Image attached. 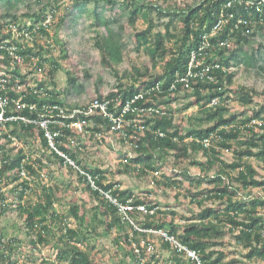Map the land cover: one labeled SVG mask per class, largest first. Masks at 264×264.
Instances as JSON below:
<instances>
[{
  "label": "trees",
  "instance_id": "1",
  "mask_svg": "<svg viewBox=\"0 0 264 264\" xmlns=\"http://www.w3.org/2000/svg\"><path fill=\"white\" fill-rule=\"evenodd\" d=\"M229 1L194 0L182 6L167 4L169 0H0V77L4 70L2 76L7 79L0 83V96L10 102L6 117H16L0 122V264L17 263L25 242L13 233L5 218L8 212H17L24 220L31 244L25 252L30 257L33 253L45 254L44 249L49 247L58 248L55 256H44L47 264H101L104 247L97 243L114 229L119 231L111 239L113 247H106L112 264H198L161 232L195 251L202 264H233V259H225L227 242L254 264H264V196L253 193L260 189L264 194V175L260 173L264 168V103L252 105L255 97H264V90L233 87L239 74L235 65L264 72V42L254 43L264 36V14L257 3L234 0L228 7ZM73 9L81 16H91L90 27L95 28L94 44L101 62L114 71L118 81L108 94L97 89L96 95L82 104L70 101L71 93L81 86L76 85L79 65L72 58L69 43L58 37ZM124 12L128 14L126 22ZM221 12L232 13L233 17L211 40L216 44L230 40V44L215 45L214 55L208 50L205 64L199 68L219 64L210 70L214 79L188 76L192 50L201 45L204 33L211 31ZM154 14L159 21L169 17L164 31ZM140 18L147 27L138 30ZM239 19L248 23H239ZM129 28L135 31L137 52L143 48L155 70L160 71L152 74L148 65L141 67L135 61L121 70L127 40L124 33ZM173 40L175 44L170 46ZM4 41L5 48L1 47ZM9 46L23 57L22 63L14 61ZM58 47L65 65L53 55ZM62 69L67 78L60 87ZM89 71L82 70L86 76L91 75ZM185 76L189 86L182 80ZM33 78L35 85L31 84ZM214 98L220 103L211 105ZM104 99L112 102V110L117 102L122 108L131 103L126 121L115 132L111 131V119L93 106L95 100ZM233 100L249 111H232ZM18 101L36 103L37 109L18 106ZM193 106L198 110L190 112L187 121L186 110ZM64 107L78 110L74 119L86 121L85 132L63 124L70 121L61 111ZM43 108H54L49 128L54 134L58 132L54 135L56 149L45 129L19 117L38 120ZM91 108L93 112H89ZM138 108L146 110L138 112ZM114 111L119 114L121 110ZM134 122L144 125L145 130ZM207 138H211L210 145L204 143ZM109 140L114 148L122 143L123 159L114 166L143 182L139 193L123 188L113 177L114 172L105 181L109 174L99 164L103 162L100 153L89 159V141L97 146L96 152H101L107 150L105 143ZM37 141L44 150L41 156L32 154L37 151ZM231 152L232 159L224 157ZM53 162L59 163L60 171L63 166L67 168L63 173L76 175L77 185L44 183V172ZM79 188L87 193L80 203L76 194ZM170 190L178 199L189 198L198 210L180 215L169 201L162 203L161 192ZM106 192L131 206L127 218ZM30 193L37 198L26 204L23 197ZM212 198L218 203L208 204ZM63 201L68 212L57 207V202L61 205ZM179 216L184 218L183 223L176 221ZM162 250L169 255L163 254V261Z\"/></svg>",
  "mask_w": 264,
  "mask_h": 264
},
{
  "label": "rangeland",
  "instance_id": "2",
  "mask_svg": "<svg viewBox=\"0 0 264 264\" xmlns=\"http://www.w3.org/2000/svg\"><path fill=\"white\" fill-rule=\"evenodd\" d=\"M191 1H194V0H169L167 4L176 3L178 5L184 6L186 3H190ZM76 13H77L76 9H73L72 11H70L71 18L69 19L67 24H65L61 28V31L58 37L69 43L72 58L74 59V62L78 63L79 65V70L81 72L78 78L79 80L76 82V85H81V86L77 87L76 91L71 93L70 101L72 100V101H76L82 104L84 102L90 101L91 98L96 95L97 89L102 91L104 94H108L115 88V86L117 85L116 83L118 81H117V76L114 74V71L111 68L103 65L101 62L100 51L98 48H96L94 44L95 42L94 37L96 33L95 28L90 27L91 25L90 20L92 19L91 16L90 15L88 16V13H86L83 16H81L79 13L77 14ZM123 14L125 16L124 17L125 20L124 19L123 20L126 22L128 14L127 12H124ZM154 17L156 21L159 24H161L160 29L164 31L165 22L169 20V17L163 18L160 21L157 20V17L155 14H154ZM75 18H77V21ZM136 25H137L136 28L138 30H141L147 27L146 26L147 24L143 18H140L137 21ZM115 28L117 29V26H115ZM134 34H135V31L133 28L127 29V32L124 33V36L125 38H127V40H126V45L124 47L125 61L123 62L121 70L124 68H129L131 61H135L137 65L141 67L148 65V68L150 69V72L152 74H155L157 71H160L161 70L160 68L158 70H155L151 62L152 59L147 53H145L143 48H141L140 52H137V50L135 49L136 39L134 38ZM259 42H264V36L258 37V39H255L254 41L255 44ZM174 44H175L174 40L169 41L170 46H173ZM53 55L58 57L59 61L63 65H65L66 63L65 59L62 56H60L62 55L60 47H58L55 51H53ZM83 69H89L90 70L89 72L91 75L86 76L85 74H83L82 72ZM234 69L238 70L239 72V74L235 78V83L233 84L234 88L236 87L238 88L240 85H244L247 89H250L251 87L254 86L260 92L264 90V72H258L257 69L256 70L251 69L250 71H247L246 68L243 67L242 65H235ZM66 78L67 77H66L65 70L62 69L59 72V78H58L60 82L59 83L60 87H63V85H65ZM35 83H36L35 79L33 78L31 80V84L35 85ZM255 98L256 99L252 104L253 106L259 105V103H264V97H260V98L255 97ZM183 103L184 101L181 104ZM230 105H231L232 111H236V112H242V111L248 112L249 111L247 106L241 104L237 100L231 101ZM197 110H198L197 106L196 107L193 106V108L187 109L186 113H188V115L186 116V120L187 121L190 120L189 118L190 112H193V111L195 112ZM111 136H115V134H111ZM116 145H118L119 148H114L113 142H111L110 140L106 141L105 147L107 148V150H101V152H96L97 146L93 142L89 141L88 146H90L91 151L88 150V157L90 159L93 155H96V153H100L101 158L103 159V162H100L99 164L105 167L109 174V177L106 178L105 181H109L111 179L110 174L114 172L113 177H115V179L121 183V186L123 188H133L134 191H136V193H139L140 187L145 186L143 182L141 180H138L133 174H129L126 171L119 172L114 166L115 163H119V161L123 159V156L121 154L122 153L121 149H123V145L121 142L116 143ZM35 146L37 148L36 149L37 151H33L32 154L37 155V152H38V155L41 156L42 153L44 152V150H41V146H42L41 143L37 141L35 143ZM233 155L234 154L231 152L228 154H224V157L228 159H232ZM253 163L257 167L258 163L255 160H253ZM60 168L61 167L58 162H53L50 165V167H48L44 172L45 174L44 183L49 182V183L56 184V183H61V182H65V183L71 182L72 186H76L78 182L77 176L69 172L63 173V171L67 169L64 166L62 167L61 171H60ZM192 169L196 170V167L193 166ZM260 173L264 175V168L260 169ZM259 175L261 176V174ZM259 175L257 177H260ZM76 191H77L76 193L77 200L79 201V203L85 200L84 196L87 197L86 196L87 193L81 188L77 189ZM253 193L256 195L264 196L263 191L260 189H255ZM160 197H161L160 199L164 200V202L162 203H166L169 201V203L172 204L176 208L177 211H179L180 215H183V214L189 215L193 209L198 210V206L190 202L189 198L180 197L178 199L176 197L175 192H173V190L168 191V193L161 192ZM238 197L242 198L243 195L238 194ZM36 198H37L36 194L30 193L29 195L23 197V200L26 204L27 203L32 204ZM207 202L208 204H216L218 203V200H215V198L214 199L212 198L211 200H208ZM61 205H59L57 202L58 208L64 209V211L68 212V206L66 202L63 201ZM5 218L6 220H8V222H10L11 228L12 230H14L13 233L19 234L21 237L25 239L23 252L17 254V257H16L17 263L15 264H47L44 261L46 257L49 258L47 254H51V255L53 254V256L56 255L58 248H55V250H53L52 247H49L50 250L49 248L44 249V253L46 255L33 253V255L30 257L29 256L30 253L25 252L26 249H29L31 247V244L28 241V239L30 240V235L28 236L26 233L27 227L24 223V220L19 216L17 212H8ZM176 221L179 223H183L184 218L179 216ZM15 224L19 226L20 230H18ZM73 225L77 227V222L75 221ZM118 231H119L118 229H114L110 235L104 234V236H102V238L97 243L99 247H104L103 249L104 261H102L101 264H112L111 263L112 256L109 253V251L113 247L112 246L113 243L111 239L114 238L118 234ZM228 236L230 238V234ZM156 244L158 245L160 249V241L157 240ZM106 247L109 248L110 250L107 249ZM226 247L228 248V252L225 255V259H228V260L233 259L234 260V262H232L233 264H254L253 262L249 261V259L245 255L234 250L233 243L231 244L227 242ZM245 252H247V250H245ZM163 254L166 257L169 256L167 255L168 253H166L165 250H162L161 251L162 261L164 258ZM130 264H137V263L132 261L130 262Z\"/></svg>",
  "mask_w": 264,
  "mask_h": 264
},
{
  "label": "built area",
  "instance_id": "3",
  "mask_svg": "<svg viewBox=\"0 0 264 264\" xmlns=\"http://www.w3.org/2000/svg\"><path fill=\"white\" fill-rule=\"evenodd\" d=\"M234 0H230L226 6L230 7L232 6V2ZM235 1H239L240 3H246V4H251V3H257L258 4V8L259 11H261L264 14V0H235ZM262 6V7H260ZM233 17L232 13L226 14L224 12L219 13L218 15V20L216 22V24L213 26V28L211 29V31L205 32L203 35V40L201 42V45L192 50L191 54H190V61H189V71H188V76H197L200 77L201 79H205L206 77H208L209 79L213 80L214 78L212 77V75H210V70L214 67H219V64H206V66H204L202 69H199L202 65L205 64L206 57L207 55H209L208 50H210V54L212 53L213 55L215 54L213 51V48L215 47V45H219V46H224V45H229L230 44V40H226V41H221L219 44L214 43L211 38L214 37L216 34H218L220 31H222L227 25L228 22L230 20V18ZM248 20L246 19H239V23H248ZM239 23L236 24V26H239ZM232 32H233V27L231 28ZM249 32V30H248ZM1 47H6V42L4 41L1 45ZM12 48V52H13V59L15 62L18 63H22L23 61V57L19 54H17L15 52V47L9 46ZM195 68H197L196 70H194ZM5 73L4 70L1 71V77H0V83L7 82V79L5 77H3L2 75ZM183 81H186L187 86H189V79L185 76L183 79ZM33 85V84H32ZM20 101V99H19ZM17 102L18 106L23 105H29L31 109L35 110L37 109L36 103H26V102ZM9 100H7L6 98L0 96V106H1V112H0V122L5 123L8 120H13L14 118H16L15 116H10V117H6V109L9 106ZM220 103V100L218 98H214L211 101V105H216ZM111 104L112 102L109 100H95L93 106L95 108H99L100 112L111 119V121L113 122L112 124V132H115V130L122 128L124 121H126L125 119V114L126 112L130 109L131 107V103H128L127 106H125L124 108H122V106L120 105V103H115V105L112 107L113 110L111 109ZM57 106H54V108H56ZM53 108V109H54ZM45 108H43V112L40 113V119L38 120H33V119H27L24 116L19 115L20 118H22L24 121H29V122H35L36 124H39L43 129H45L46 131V135L48 136L49 140L51 141V146L55 147V142H54V135H58V132H56L55 134L50 130L49 128V124L51 123V117H53V113L54 110L53 109H48V111L44 110ZM65 110H67V112H64ZM114 110H121L120 113L118 114V112L116 113V111ZM138 112H144L146 109H137ZM61 111L64 113V117L67 119H70L69 122L67 121H62L64 122L63 124L67 125V127H75L77 128L80 132H85V120H80V119H74L77 115L78 110H73L70 111L69 108H61ZM89 112H93V108L89 109ZM88 112V113H89ZM66 113V114H65ZM139 122V120H138ZM135 123V122H134ZM135 125H137V127L139 129H141L142 131L145 130V126L144 125H138L137 123H135ZM98 137H100V134H97ZM205 145H210L211 144V138H207L206 140H204ZM62 155L66 156L67 155L62 152L59 151ZM67 160L74 165L75 167H77L78 169H80V171L82 173H84V171L80 168L79 165H77L75 163L74 160H72L71 158L67 157ZM25 174V173H23ZM27 177V176H25ZM29 178V177H28ZM90 180L92 179L91 177H89ZM93 185L96 187V185L93 183ZM106 196H108V198L113 202L119 205L120 209H121V213L123 214L124 217L127 218V210L131 208V206L129 205H124L122 203H119V201L114 198L110 192H106L105 193ZM141 209H144L143 206L140 207ZM162 236H164V238L168 241H171L174 243V245L179 248V250H186L188 255L194 259H196L198 261V264H202V261L200 260L199 256L197 255V253L191 249H188L185 245H183L181 242H179L173 235H169L167 232H161Z\"/></svg>",
  "mask_w": 264,
  "mask_h": 264
},
{
  "label": "clouds",
  "instance_id": "4",
  "mask_svg": "<svg viewBox=\"0 0 264 264\" xmlns=\"http://www.w3.org/2000/svg\"><path fill=\"white\" fill-rule=\"evenodd\" d=\"M104 100H107V99H104ZM117 103H119V102H117ZM121 105V104H120Z\"/></svg>",
  "mask_w": 264,
  "mask_h": 264
}]
</instances>
